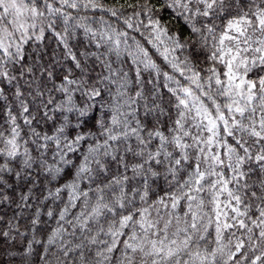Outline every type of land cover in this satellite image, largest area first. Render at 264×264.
<instances>
[{"label":"snow or ice","instance_id":"1","mask_svg":"<svg viewBox=\"0 0 264 264\" xmlns=\"http://www.w3.org/2000/svg\"><path fill=\"white\" fill-rule=\"evenodd\" d=\"M165 7L186 31L170 32L151 17L141 22L153 53L102 19L99 31L82 22L86 10L117 16L101 0H0V84L15 87L25 124L35 119L29 104L36 100L45 120L52 119L50 112L62 118L51 134L31 129L35 147L21 152L16 116H10V138L0 132V201L9 199V177L23 180L39 169L51 183L87 144L71 182L43 197L56 201L62 192L68 195L58 213H45L57 220L46 238H36L40 210L34 214L24 264H30L33 244L45 246L43 264H264V0H166ZM130 19L124 23L132 29ZM77 29L98 52L78 57L72 51L69 39ZM46 32L80 75L63 76L46 99L37 83L29 100L19 80L35 69L23 63L24 46L42 41ZM92 57L100 69L94 80L95 68L87 66ZM162 90L174 98V119L162 104ZM52 91L61 94L58 101ZM3 93L0 88V97ZM113 162L123 172L98 182ZM159 178L169 190L150 201ZM137 179L141 183L130 187ZM84 180L96 188L84 191ZM31 194V188L21 192V206H31ZM81 198L83 206L74 213Z\"/></svg>","mask_w":264,"mask_h":264},{"label":"trees","instance_id":"2","mask_svg":"<svg viewBox=\"0 0 264 264\" xmlns=\"http://www.w3.org/2000/svg\"><path fill=\"white\" fill-rule=\"evenodd\" d=\"M165 2L166 0H101L105 8H111L117 12L116 17H113L110 12H94L91 10L81 12L80 16L88 17L87 20L82 22L88 27H91L94 31L102 30L105 27V25L101 23V19L107 22V24H111L117 31H127L130 37H136L141 43H144L146 47L155 53L156 49L152 48L151 44L146 43L144 39V37L148 36L149 30L146 29L143 24L149 22V17L159 20L161 25L170 32L176 33L184 30L183 21L174 18L172 11L165 7ZM149 9H151V11H149ZM137 13L140 14L137 15ZM144 13H147V15ZM73 15H76V13L74 12ZM129 18H131L130 22L134 26L132 29L127 28L124 23V21ZM141 22H143V24H141ZM137 26H139V31H136ZM57 30H62V28H58ZM129 42L131 43V41ZM69 45L78 57L84 51L92 53L98 52L95 43L91 41L89 35L84 33L83 29L76 30L75 35L69 39ZM100 51H102V49ZM24 55L25 60L23 63L27 66H33L35 69L34 75L26 74L19 80L21 91L24 93L25 98L29 100L33 99V97L29 96V92L37 87V83L45 88L46 99L47 90L52 89L54 83L58 85L63 76L70 74L73 77H77L80 75V70L75 68L71 60L66 58L63 46L60 45L57 39L49 32L45 33V37L42 41H30L29 44L25 45ZM154 58L162 65L164 70L171 72V69L164 64L162 58L158 55ZM87 66L89 69L95 68V71L90 72V76L94 80L100 71L99 67L96 66L94 57L88 59ZM200 66H206L203 56L200 57ZM48 73L52 74L53 79L51 81L48 80ZM16 74L19 75V72ZM145 76L147 77V74H145ZM0 88L4 89L3 97H6V99L0 97V132H3L5 137L10 138L11 128L14 126L10 120V116H16V125L19 126L20 131L18 142L21 145V152L25 147L30 149L35 147L32 144V140H34L35 137L30 135L31 129L35 128L38 132H48L51 134L56 124L62 119L59 114L50 112L49 115L52 116V119L45 120L42 112L39 110L42 106L39 100H36L34 103L29 104L31 116L35 117V119L32 121L31 125H27L24 123V117L20 115L21 109L19 103L14 98L15 87L4 82L0 84ZM162 91V104L168 110L169 115L174 119L175 112L170 106L175 102L174 98L167 93V90ZM51 95L54 96L57 101L61 98V94L55 91H52ZM24 115L27 116L28 113ZM95 115L97 117L102 116V110L96 112ZM140 115L141 118L144 119L143 110H141ZM160 119L163 121L164 125L170 124L168 116H161ZM147 120L152 121L153 117L149 116ZM85 131H87V129H85ZM89 142H91L90 139ZM0 147H3V145H0ZM86 148L87 144L85 143L81 146L80 152L71 155L72 164L65 166V173L67 174L62 173V178H57V180L51 183L49 182L50 178L39 169H34L32 175L30 177L26 176L23 180L9 177L7 182L12 185L11 189H6L9 199L0 201V218H2L0 219V264H24L22 254L32 238L33 233L30 231L31 220L38 209L40 210V224L36 229L37 239L46 238L51 230L57 227L56 217L49 218L45 213L49 209L58 213V211L64 207L68 195L66 192H62L60 199L56 201L52 199L44 200L43 197L47 195L49 189L54 191L56 186L71 182L72 173L75 172V167L81 163L82 155L86 151ZM121 154L123 155V153ZM33 155L35 156L36 153L33 152ZM125 159L129 164L134 162L131 154L125 155ZM93 167H95V165H93ZM118 170L119 172H123V167L118 166L115 162L111 163L109 165V171L103 173L98 178V182L102 181L106 183L113 175L118 174ZM127 175H132L131 170L128 171ZM140 183L141 181L139 179L134 180L130 187H135ZM89 187L94 190L96 188V183L87 180L81 181V189L88 191ZM29 188L32 189L31 200L29 201L31 206L23 207L20 205L19 197L21 192H25ZM168 190V185L165 183L164 179H157L156 182L152 184L150 201L165 195V192ZM89 197L94 202L95 196L93 192H89ZM76 203L77 208L72 210L74 213L78 212L83 206V198ZM137 206H140L138 198ZM105 227H107L106 224ZM209 231L211 232L212 229ZM3 232H9V236L4 237L2 235ZM44 247L45 246L42 244H33L30 264H43L40 256L43 253ZM9 253L15 255L10 256Z\"/></svg>","mask_w":264,"mask_h":264}]
</instances>
